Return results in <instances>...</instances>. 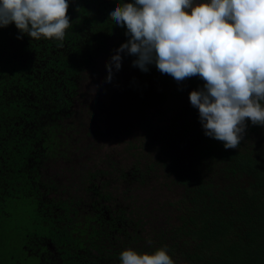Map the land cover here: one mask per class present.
I'll list each match as a JSON object with an SVG mask.
<instances>
[{"label": "trees", "instance_id": "1", "mask_svg": "<svg viewBox=\"0 0 264 264\" xmlns=\"http://www.w3.org/2000/svg\"><path fill=\"white\" fill-rule=\"evenodd\" d=\"M68 2L63 46L32 39L14 23L0 28V264H120L124 250L164 246L175 264H264V126L250 119L239 147L225 149L189 107L176 135L157 137L163 158L122 171L144 182L159 169L182 189L169 203L175 220L152 235L143 233L146 215L115 204L102 182L85 185L94 200L86 214L81 199L44 200L45 189L57 190L45 165L68 143L59 120L68 116L82 69L108 37L128 40L110 12L130 0Z\"/></svg>", "mask_w": 264, "mask_h": 264}, {"label": "clouds", "instance_id": "2", "mask_svg": "<svg viewBox=\"0 0 264 264\" xmlns=\"http://www.w3.org/2000/svg\"><path fill=\"white\" fill-rule=\"evenodd\" d=\"M69 7L68 0H0V28L14 23L32 39L54 38L63 46ZM110 18L126 28L128 40L106 65L109 82L127 52L143 72L154 64L178 83L202 79L189 100L205 135L225 149L239 147L249 119L264 126V0H130L117 3ZM120 264L175 261L164 246L153 253L124 250Z\"/></svg>", "mask_w": 264, "mask_h": 264}, {"label": "rangeland", "instance_id": "3", "mask_svg": "<svg viewBox=\"0 0 264 264\" xmlns=\"http://www.w3.org/2000/svg\"><path fill=\"white\" fill-rule=\"evenodd\" d=\"M125 42V36L108 37L105 51L82 69L72 103L67 106L68 116L59 120L60 129H65L64 142L68 143L61 145V153L45 165L46 176L54 180L57 190H42L44 200L73 197L86 201L78 206L86 214L94 200L85 185L89 186V179L105 183L103 190L111 193L115 204L128 203L146 215L143 233L152 235L175 218L176 211L169 203L182 189L173 185L170 175L160 176L163 171L159 169L144 182L131 174L122 177L121 173L129 172L136 160L143 169L147 160L164 157L166 149L159 148L157 137L169 131L176 135L179 127L175 125L183 121L184 110L193 107L190 92L201 89L205 82L197 76L178 83L161 74L154 64L143 72L133 66L136 57L127 52L121 53L119 71L113 65L109 82L106 65ZM97 170L101 173L93 180L87 177V172Z\"/></svg>", "mask_w": 264, "mask_h": 264}]
</instances>
